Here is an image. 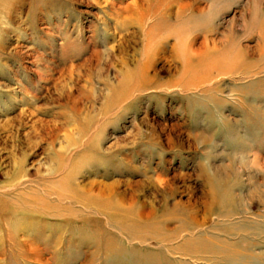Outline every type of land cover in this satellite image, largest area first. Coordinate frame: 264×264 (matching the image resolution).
Here are the masks:
<instances>
[{"label": "rangeland", "instance_id": "rangeland-1", "mask_svg": "<svg viewBox=\"0 0 264 264\" xmlns=\"http://www.w3.org/2000/svg\"><path fill=\"white\" fill-rule=\"evenodd\" d=\"M16 1L0 0V264H264V0H190L200 16L173 0L150 49L157 17L136 10L158 0ZM205 36L222 65L187 56ZM127 70L141 88L118 87Z\"/></svg>", "mask_w": 264, "mask_h": 264}, {"label": "bare ground", "instance_id": "bare-ground-1", "mask_svg": "<svg viewBox=\"0 0 264 264\" xmlns=\"http://www.w3.org/2000/svg\"><path fill=\"white\" fill-rule=\"evenodd\" d=\"M18 1V0H17ZM16 1V2H17ZM138 1V0H137ZM171 2H173V0H158L157 2H156V5L155 6H153V5H151V3H150V1H148L147 2V4H150L147 8H145V9H143V12H142V8L141 9H138L137 8V10L136 11H138L139 12V16H140V19H141V21H140V23H142L143 24V22L144 21H146L147 19H150L151 17H157V20L155 19V21L153 22V24L150 26V27H148L147 29H145V30H143L142 32L144 33V36L146 37L145 39H146V43H147V48L149 47V49L153 46V42H155V44H156V41H155V37H156V35H157V33L159 32V30L161 29V24H163V23H168L169 24V22H168V20L166 19V18H168V17H170V16H168L167 14H166V12L164 11L163 12V8H167V7H169L170 6V4H171ZM176 2L178 3V6H179V8H180V10H190V9H195L196 7H195V5H194V3L193 2H191L190 0L189 1H184V0H176ZM136 5H138V3L135 1L134 2V4H128L127 6L128 7H131V6H136ZM195 7V8H194ZM204 10L205 9H195V11H196V15L197 16H200V14H202L203 12H204ZM195 11H193V10H191V13L189 14V16H188V18L187 19H189V20H187V22L189 21H191V20H194V14H192V13H194ZM192 14V15H191ZM211 17H213V14L211 13V12H209V17H208V20H210L211 19ZM193 18V19H192ZM139 19V20H140ZM207 20V21H208ZM163 22V23H162ZM139 23V24H140ZM142 25H140V27H141ZM200 26V25H199ZM197 27V26H196ZM140 29V28H139ZM185 29H187V28H184V30ZM171 30V29H170ZM209 30V29H208ZM174 31V30H173ZM170 32V31H169ZM209 32V31H208ZM263 33H264V31H263ZM181 34V33H180ZM168 36H169V33H168ZM177 36V35H176ZM180 36H182V35H180ZM264 35L262 34V37H263ZM177 38V37H176ZM264 38V37H263ZM180 41V40H179ZM180 43V42H179ZM212 47H211V46ZM182 46V45H181ZM217 42L214 40V39H208V37L207 36H205L204 37V41L202 42V46L201 47H199V48H197V49H194L193 47H190V49L188 50V54H187V56H192L191 54H194L195 56H196V61H197V64L199 65V64H201L200 65V67H202L203 66V64L204 63H206V62H210V61H212V62H214L215 63V60L214 59H212V60H208V56L209 55H212L213 57H219L220 55H222V50L221 51H219V52H216V53H211V51L214 49V50H216L217 49ZM203 47H205L207 50L209 49V51L208 52H206L205 53V56L204 55H200V51H201V48H203ZM213 48V49H212ZM148 50V49H147ZM200 50V51H199ZM214 52V51H213ZM98 53H100V52H98ZM220 54V55H219ZM237 55V58L236 59H234V58H232V60L230 61V67L228 68V69H225V70H223V71H221V74L223 73V74H226V73H230V72H235V71H238V70H240L241 69V67H240V65H241V63H243V61L242 60H240V57H242L243 56V54L242 55H240L239 53H237L236 54ZM244 57V56H243ZM189 58V57H188ZM221 59H223V58H221ZM244 59V58H243ZM193 60V59H192ZM220 60V59H219ZM218 61V59L216 58V62ZM242 61V62H241ZM218 63H220V65H222L221 63H222V60H220V61H218ZM250 65V64H249ZM242 66V65H241ZM244 66V65H243ZM142 67H144V65H140L139 66V69H138V74L136 75V77L137 78H139V77H143V76H145L146 74V71L148 70L147 69V67L144 69V68H142ZM240 67V68H239ZM144 69V70H143ZM238 69V70H237ZM247 68H244V70H246ZM146 70V71H145ZM228 70V72H226ZM132 70H127L126 71V74H128V75H126L127 77L126 78H128L129 80L126 82V80L127 79H125V81H123L121 84H119L118 85V87H120V88H123L124 87V85L125 84H128L127 85V87H129L130 89H132V90H134V89H139V87L141 88L142 86H138V83H137V81L136 80H138V79H130V75H132L133 73L131 72ZM133 71H135V70H133ZM243 71V70H242ZM132 74H131V73ZM225 72V73H224ZM220 74V73H219ZM139 75H141V76H139ZM218 75V74H217ZM136 77H134V78H136ZM197 77V76H196ZM133 78V77H132ZM124 80V79H123ZM133 80V81H132ZM130 81V82H129ZM126 87V88H127ZM133 92H135V91H133ZM73 95V94H72ZM73 98V97H72ZM73 108H77V109H80V108H78L77 106H78V104H81V103H79V97H77V98H73ZM81 106V105H80ZM257 158V157H256ZM256 161V160H255ZM95 184V183H94ZM111 185V184H110ZM105 186H107V185H105ZM92 188H90V189H88L87 191L89 192H92V189L93 188H95L94 186H91ZM114 186H111V187H103V185L102 186H99V187H97L96 189H97V193H95L94 195H97V196H103L104 194H105V191L107 190V191H109V189L111 190V188L112 189H114L113 188ZM112 191V190H111ZM262 191L263 190H259V189H257V190H255L254 191V193L252 194L253 195V197H257L258 199H260L261 201H263L264 200V195H262ZM111 192L109 191V194H110ZM20 195V194H19ZM23 195V194H22ZM31 195V194H30ZM25 196V195H24ZM218 195H216V194H212V198H211V203H213V204H216L217 202L220 204L219 206L221 207V209L219 210L220 211V214L222 213L223 215H231L232 213L230 212L231 210H232V208L231 209H229V210H225L226 209V207L224 208V205L226 206V204L228 205H230L231 203H230V200L229 199H231L229 196H228V199H226V201L224 202V203H222V201L221 200H219V198L217 197ZM22 197V196H21ZM61 197V198H60ZM65 197H67L66 195H63V194H59L58 195V198L59 199H62V198H65ZM122 197V196H121ZM35 198V200H37L38 198L37 197H34ZM37 198V199H36ZM57 198V197H56ZM122 200H125V197L123 196L122 197ZM2 201V200H1ZM38 201V200H37ZM71 201V200H70ZM3 202V201H2ZM9 202V201H8ZM1 203V202H0ZM10 203V202H9ZM12 204V203H11ZM5 205V204H4ZM7 205V204H6ZM228 205V206H229ZM4 207V206H3ZM5 207H7V206H5ZM224 209V210H223ZM247 209V208H246ZM246 209H244V210H246ZM212 210V209H211ZM5 212V211H4ZM102 212V211H101ZM108 212V211H107ZM152 210H149V211H146V210H142L141 211V215H143L144 217H148V216H150L151 214H152ZM230 212V213H229ZM234 212V211H233ZM128 213V212H127ZM117 214V213H116ZM121 214V213H120ZM127 215V214H126ZM123 216H124V214H123ZM142 216V217H143ZM194 224L196 225H198V224H201V221H199L198 219H196V220H194ZM209 239H210V237H208ZM31 246H32V244H30ZM29 245V246H30ZM30 246V247H31ZM32 248H34V246H32L30 249H31V251L33 250ZM35 249H36V247H35ZM227 252V251H226ZM225 254V253H224ZM228 256H230V254L229 253H227L226 255H222L221 257H228Z\"/></svg>", "mask_w": 264, "mask_h": 264}]
</instances>
